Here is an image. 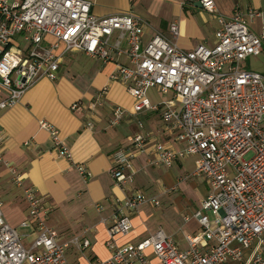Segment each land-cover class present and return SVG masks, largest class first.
Listing matches in <instances>:
<instances>
[{
  "label": "built area",
  "instance_id": "2783aa9c",
  "mask_svg": "<svg viewBox=\"0 0 264 264\" xmlns=\"http://www.w3.org/2000/svg\"><path fill=\"white\" fill-rule=\"evenodd\" d=\"M198 1L217 19L214 44L199 43L183 50L175 41L179 26L174 21L168 28L170 38L155 32L144 41L148 23L143 18L130 12L98 16L89 0H0V109L13 107L40 79H56L61 59L69 52L103 63L124 55L127 62L116 63L110 81L125 85L134 113L160 110L183 143L177 151L158 143L149 163L169 166L177 158L195 156L193 174L207 180L208 193L191 215L199 229L184 235L185 249H179L162 229L135 244L116 242V236H125L132 228L127 210L147 202L158 204L156 198L133 192L123 202L116 201L117 213L106 228L110 256L95 264H150L148 250L160 264L240 263L243 259L242 264H264V73L241 66L260 53L264 32L250 31L248 20L261 12L247 8L226 17L217 13L214 0ZM152 87L164 94L171 91L172 98L152 103L147 97ZM70 109L79 106L73 103ZM124 113L122 106L113 107L109 124L117 125ZM39 127L48 133L57 156L72 161L58 129L44 119ZM4 142L0 124V165L22 188L28 220L21 225L31 226L35 236L24 245L23 237L5 220L0 201V264H67V249L74 245L82 251L89 240L76 236L58 241L57 231L46 223L49 207L32 187L23 185L21 173L3 156ZM127 143L126 149L111 157L109 173L118 186L132 182L130 159L143 149L145 136L131 135ZM73 164L84 182L90 179L85 164ZM95 207L98 210L100 205Z\"/></svg>",
  "mask_w": 264,
  "mask_h": 264
},
{
  "label": "crops",
  "instance_id": "0c3cea01",
  "mask_svg": "<svg viewBox=\"0 0 264 264\" xmlns=\"http://www.w3.org/2000/svg\"><path fill=\"white\" fill-rule=\"evenodd\" d=\"M89 1L91 10L98 16L130 12L143 18L148 23L144 41L155 32L170 38L168 28L174 21L179 26L175 41L181 49L190 50L199 43L207 46L214 44L217 19L199 8L198 0ZM214 3L217 13L226 17L235 11L244 12L247 8L260 11V16L248 20V27L256 34L264 32V0H214ZM262 53L264 58V41L260 53L253 57ZM126 62L124 55L103 63L81 52H69L61 59L56 79H40L13 107L0 109V124L5 137L3 156L21 173L23 185L32 187L44 199L49 207L47 225L57 231L60 242L76 236L85 237L90 242L82 251L71 245L74 249L69 253L67 249V264H95L97 260L110 256L106 245L107 225L113 213H117L116 201L123 202L133 192H141L149 199L156 198L158 204L147 202L136 210H127L132 228L127 235L116 236L118 244L138 243L157 229H162L179 249H185L184 235L199 229V224L191 215L207 195L208 183L204 177L193 174L195 163L191 177H179L167 189L160 191L153 183L150 169L173 165L182 167V163L193 156L177 158L169 166L149 163L155 158L158 143L173 151L183 148V143L176 138V131L167 126L160 110L134 113L125 85L110 81L109 75L116 68V63ZM102 90L103 96L97 98ZM2 94L0 90V97ZM73 103H77L79 109L71 110ZM92 103L94 107L90 108ZM116 105L122 106L125 113L117 125H110L109 119ZM41 119L58 129L62 142L71 151L72 161L58 157L52 150L48 133L39 127ZM88 123H92V127H88ZM137 133L145 136V143L143 149L134 152L130 159L134 171L132 182L115 185L109 173L111 157L114 152L126 149L127 138ZM27 141L29 144L25 145ZM77 162L85 164L91 172L86 182L74 167L73 163ZM193 176L201 177L207 189H201V184L194 181ZM184 181H187L186 184H183ZM97 204L100 205L98 210L95 207ZM160 207L161 210H158ZM151 209L158 211L152 213ZM3 215L11 224L4 210ZM101 217L106 218L105 223L100 222ZM27 219L28 210L26 217L22 215L19 222L11 225L24 227L21 223ZM24 237L30 235L25 234ZM147 256L150 264H160L150 250ZM229 264L240 263L231 261Z\"/></svg>",
  "mask_w": 264,
  "mask_h": 264
},
{
  "label": "rangeland",
  "instance_id": "374dc122",
  "mask_svg": "<svg viewBox=\"0 0 264 264\" xmlns=\"http://www.w3.org/2000/svg\"><path fill=\"white\" fill-rule=\"evenodd\" d=\"M10 1L13 2V1H17V0H10ZM263 62H264V58H263V53H262L256 57H253V56L248 57L245 61H243L241 63V66L243 68L249 69V70L264 71V67L262 66ZM147 97L149 98V100L151 102L158 103V102H163L165 100L171 99L172 98V92L169 91L166 94H164V93L158 91L156 88L152 87V88H149L147 90ZM194 157L195 156H193L191 158H187L182 163V165H183L182 167H178V166L173 165L170 168L159 167V168L150 169L151 174H152L151 178L153 179V183L161 191V190L167 189L171 185L175 184L179 177H181V178H184V176H190L191 177V173H192L193 168H194V159H196V157L195 158ZM202 177H204V176H202ZM192 179L194 181L196 180V182L201 184V189H203V190L207 189L205 182L202 180L201 177H198V176L194 177L193 176ZM186 182L187 181H184L183 184H186ZM180 187H182V185H180ZM208 190H209V188H208ZM174 193L176 194L177 190H175ZM146 194L150 195L149 193H146ZM0 200L3 203L4 214H5V216H7V219L11 224H13V223L16 224V222H19L20 219L22 218V215L25 217L27 216V210L28 209H27L26 204L24 202V196H23L22 188L17 187L12 182L11 177H10V173L7 171V169L3 165H0ZM146 205H148V204H146ZM17 206H19V207H17ZM158 210H161V207L158 208ZM157 211L152 210V213H155ZM180 216H182V215H180ZM15 224H13V225H15ZM15 228H16L18 234L22 237L25 234H28V236L30 235V237H24L22 240L23 244L27 246L28 243H30V241H32V239L35 236L34 231L32 232V230H33L32 227L31 226L21 227V226L17 225V226H15ZM72 249H74V247L72 246V248H71V246H70L68 248L67 253H69ZM249 251H250V249L244 251V257L247 256ZM77 252H79V251H77ZM79 253H77L76 256H78ZM262 254H264V251H262ZM152 255H154V254L152 253ZM68 256H69V254H68ZM243 261H244V259L240 262V264H242ZM223 264H229V262H226Z\"/></svg>",
  "mask_w": 264,
  "mask_h": 264
},
{
  "label": "water",
  "instance_id": "95a60500",
  "mask_svg": "<svg viewBox=\"0 0 264 264\" xmlns=\"http://www.w3.org/2000/svg\"><path fill=\"white\" fill-rule=\"evenodd\" d=\"M197 6H198L199 8H201V4H200V2H197Z\"/></svg>",
  "mask_w": 264,
  "mask_h": 264
}]
</instances>
